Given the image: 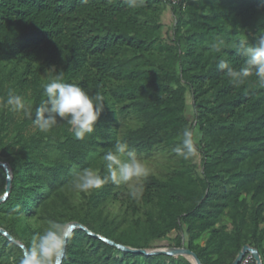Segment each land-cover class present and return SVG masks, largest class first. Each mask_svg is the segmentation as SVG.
<instances>
[{
    "label": "trees",
    "instance_id": "16d2710c",
    "mask_svg": "<svg viewBox=\"0 0 264 264\" xmlns=\"http://www.w3.org/2000/svg\"><path fill=\"white\" fill-rule=\"evenodd\" d=\"M261 34L264 0H143L136 9L126 0H0V97L14 90L31 101L34 117L47 98L43 72L55 67L63 82L105 103L82 140L65 122L43 133L23 111L0 105V160L12 172L0 227L29 248L50 220L83 224L88 230L72 231L62 264H194L125 252L90 232L147 250L167 241L162 247H188L202 264H232L250 245L264 262V88L255 77L236 86L217 69L220 59L238 68L244 58L231 45L251 46ZM218 38L226 46L215 52ZM186 127L198 146L188 160L173 151ZM117 141L138 157L160 150L173 164L138 182L136 198L111 182L76 192V172L107 175L103 155ZM6 184L0 167V193ZM23 255L0 232V264H20Z\"/></svg>",
    "mask_w": 264,
    "mask_h": 264
},
{
    "label": "clouds",
    "instance_id": "9594fccd",
    "mask_svg": "<svg viewBox=\"0 0 264 264\" xmlns=\"http://www.w3.org/2000/svg\"><path fill=\"white\" fill-rule=\"evenodd\" d=\"M132 9L142 7L143 0H126ZM223 39H217L211 45L215 52L225 47ZM236 54L244 58L237 68L229 60L220 59L217 69L221 71L234 85L241 86L248 82L249 77H255V84L264 88V34L259 35L251 46L245 40L231 45ZM53 74L44 84V94L47 97L31 111V101L10 89L6 97H0V105L13 112L23 111L33 120L36 128L47 133L56 127L58 122H65L76 139L82 140L95 130L96 123L104 110V97L91 94L89 90L75 83L63 82L61 73L53 68ZM173 151L179 157L188 160L198 152L194 132L185 128L182 140ZM103 160L106 164L107 175L102 176L98 170L91 167L75 173L71 181L73 189L78 193H91L111 182L114 185H127L128 195L136 198L142 194L143 186L138 183L140 178L146 177L149 170L137 154L129 149L126 143L117 141L113 148L108 149ZM72 236L69 223L50 220L41 232L31 237L30 247L25 251L20 264H58L65 255V248Z\"/></svg>",
    "mask_w": 264,
    "mask_h": 264
},
{
    "label": "water",
    "instance_id": "95a60500",
    "mask_svg": "<svg viewBox=\"0 0 264 264\" xmlns=\"http://www.w3.org/2000/svg\"><path fill=\"white\" fill-rule=\"evenodd\" d=\"M0 167L4 168L6 173H7L6 192L0 198V203H2L8 198V196L12 190V172H11V168L7 162H3L0 160ZM69 226L72 228V231L75 230L76 228H82V229L88 230L86 228V226H84L83 224H81L79 222H71V223H69ZM0 232L2 234H4L5 236H7L11 241L15 242L18 246H20L24 250V253H25L27 248L24 244L16 241L14 239V237L12 235H10L9 232L2 227H0ZM90 234L105 240L106 242L116 246L117 248H119L125 252L144 254V255H152V254H168V255H173V256L183 255V256H187V257H192L194 259V264H202L198 255L195 252H193L192 250H190L188 247H170V248H160V249L147 250V249H143V248H133L130 246L118 244V243L114 242L113 240H110V239L103 237L99 234H95L93 232H90ZM65 250H66V248H65ZM247 252H252L254 254L256 264H264L262 257H261V254L259 253L258 249L253 247V246H250V245H246L243 247V249L241 250V252L239 253V255L237 256V258L235 259V261L232 264H240V262L242 261L244 256L247 254ZM63 258H64V256L59 260L58 264H62Z\"/></svg>",
    "mask_w": 264,
    "mask_h": 264
},
{
    "label": "rangeland",
    "instance_id": "374dc122",
    "mask_svg": "<svg viewBox=\"0 0 264 264\" xmlns=\"http://www.w3.org/2000/svg\"><path fill=\"white\" fill-rule=\"evenodd\" d=\"M167 5V4H166ZM168 9H166V11L163 14V22L165 24V30H168L174 21V16L173 13L171 11V8L169 5H167ZM55 69V67H49L47 68L44 72L43 75L45 78H49L50 75L53 74V70ZM187 114L190 118V120L192 121L194 118V109H193V105H192V99L191 96H188V106H187ZM130 125H137L136 121H131ZM198 134V132H197ZM140 158L144 164L146 165V167L149 170V173H154V174H158L161 175L162 173H164L165 171H167L168 167H170L173 163L171 161V159L169 158L168 154L163 153L162 151L158 150L155 151L153 154L149 155V156H140L138 157ZM144 177L140 178V180L138 182H140ZM1 191V188H0ZM5 191L1 192L0 194V198L5 194ZM175 235V232L172 233V236ZM169 242L167 241H162L159 242L158 245L160 246L158 249L160 248H164L162 246L164 245H168ZM191 261L194 262V259L192 257H188Z\"/></svg>",
    "mask_w": 264,
    "mask_h": 264
},
{
    "label": "built area",
    "instance_id": "2783aa9c",
    "mask_svg": "<svg viewBox=\"0 0 264 264\" xmlns=\"http://www.w3.org/2000/svg\"><path fill=\"white\" fill-rule=\"evenodd\" d=\"M167 3L176 4L179 2H182L183 0H164ZM256 263L254 254L252 252H247V254L244 256L240 264H254Z\"/></svg>",
    "mask_w": 264,
    "mask_h": 264
}]
</instances>
